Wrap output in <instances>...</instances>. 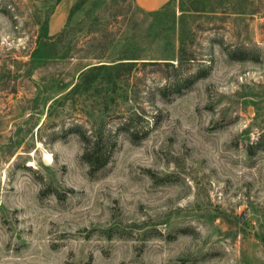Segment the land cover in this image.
<instances>
[{"label":"rangeland","instance_id":"374dc122","mask_svg":"<svg viewBox=\"0 0 264 264\" xmlns=\"http://www.w3.org/2000/svg\"><path fill=\"white\" fill-rule=\"evenodd\" d=\"M55 1L0 0V264H264V0L194 20L193 69L211 72L182 94L157 92L171 70L137 72L158 123L139 143L120 134L94 176L65 136L91 129L83 103L53 101L95 56H176L180 0ZM63 10L64 42L28 76L40 24ZM243 47L254 59L227 54Z\"/></svg>","mask_w":264,"mask_h":264},{"label":"trees","instance_id":"16d2710c","mask_svg":"<svg viewBox=\"0 0 264 264\" xmlns=\"http://www.w3.org/2000/svg\"><path fill=\"white\" fill-rule=\"evenodd\" d=\"M61 1L56 0L54 7L56 8ZM244 1L238 0L239 3ZM218 2L219 0H180L181 14L177 23L176 56L149 61L136 54L128 53L113 61H106L103 56H95L94 58L100 61L85 66L80 71L78 79L70 86L63 88L66 93L53 101V103H62V105L69 101L83 103L81 104L84 107L83 117L87 119V123L91 124V129L78 121L66 130L65 136L75 134L79 137L83 145L81 159L88 166L90 176L96 175L110 163L120 134L126 135L132 143H139L158 123L155 120L151 124L152 120L147 115L146 108L139 102V82L136 76L138 71L147 66L162 67L166 71L171 70L170 73H165L166 83L157 87V92L163 99H168L172 94H182L185 89H189L198 80L210 74L211 67L205 66L204 63H201L202 66L197 69H193V64L196 62L194 52L191 50L195 45L193 23L196 18L214 19L212 17L217 15ZM164 10V8L160 9L156 13L160 14ZM53 12L48 15L44 24H40L38 47L31 61L26 64L28 76L34 73L41 62L54 58L47 53L65 40L66 29L57 35H49V16ZM227 54L235 61L254 59L248 55L244 47L227 49ZM87 102L90 104L87 105ZM108 116H114L120 121L115 131L108 128L106 124ZM258 143L264 147L263 140Z\"/></svg>","mask_w":264,"mask_h":264},{"label":"crops","instance_id":"0c3cea01","mask_svg":"<svg viewBox=\"0 0 264 264\" xmlns=\"http://www.w3.org/2000/svg\"><path fill=\"white\" fill-rule=\"evenodd\" d=\"M70 6H71V3L69 4L68 9L70 8ZM63 11L64 12H62V14L60 15L53 14L51 19L49 20V35L54 36L64 28L66 21H67V17H65L67 13L65 12L66 10H63Z\"/></svg>","mask_w":264,"mask_h":264},{"label":"bare ground","instance_id":"6f19581e","mask_svg":"<svg viewBox=\"0 0 264 264\" xmlns=\"http://www.w3.org/2000/svg\"><path fill=\"white\" fill-rule=\"evenodd\" d=\"M154 0H147L146 2L148 3V2H153ZM147 5V4H146ZM146 5H144V7H146ZM148 5H149V3H148ZM154 5H149V7H146V8H152ZM48 158H50L51 159V156L50 155H48Z\"/></svg>","mask_w":264,"mask_h":264}]
</instances>
